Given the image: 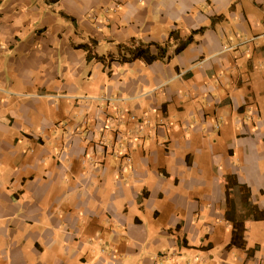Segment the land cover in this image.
<instances>
[{"label":"crops","instance_id":"0c3cea01","mask_svg":"<svg viewBox=\"0 0 264 264\" xmlns=\"http://www.w3.org/2000/svg\"><path fill=\"white\" fill-rule=\"evenodd\" d=\"M0 264H264V0H0Z\"/></svg>","mask_w":264,"mask_h":264},{"label":"trees","instance_id":"16d2710c","mask_svg":"<svg viewBox=\"0 0 264 264\" xmlns=\"http://www.w3.org/2000/svg\"><path fill=\"white\" fill-rule=\"evenodd\" d=\"M179 39V36L177 32L170 33L168 37V43L165 45H159V44H149L147 46L142 45L138 42L131 41V44L128 48L122 49L124 51V54L121 55V53L118 54L116 58L111 57V60H116L119 63H131L135 61H142L145 64H151L156 61H162L167 62L169 61L173 55H177L181 53L189 44L192 43V35H190L185 41L179 42L177 44L176 48L173 50V53H169V42ZM82 49H85L86 51V58L88 61L90 60H97L104 63L103 58H98L88 47H83ZM121 50V48H120ZM228 201V195L226 190V202ZM232 236L230 240V244L228 245V248L235 247V248H243L244 247V240H243V234L245 231L244 227V221H239L236 224L232 225Z\"/></svg>","mask_w":264,"mask_h":264}]
</instances>
